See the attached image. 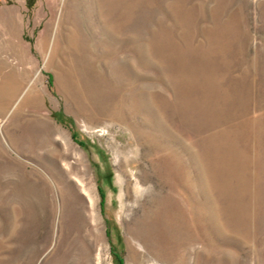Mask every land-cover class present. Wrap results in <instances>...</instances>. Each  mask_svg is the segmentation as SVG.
<instances>
[{"label":"rangeland","instance_id":"obj_1","mask_svg":"<svg viewBox=\"0 0 264 264\" xmlns=\"http://www.w3.org/2000/svg\"><path fill=\"white\" fill-rule=\"evenodd\" d=\"M0 20L27 59L0 116V264H264V0H0Z\"/></svg>","mask_w":264,"mask_h":264},{"label":"crops","instance_id":"obj_2","mask_svg":"<svg viewBox=\"0 0 264 264\" xmlns=\"http://www.w3.org/2000/svg\"><path fill=\"white\" fill-rule=\"evenodd\" d=\"M0 24H3L4 28L0 31L4 32H16L15 24L16 20H0ZM16 56V54H14ZM20 57V56H19ZM31 60V55L29 56ZM27 59H19L18 63L20 64V70L24 67L26 69ZM17 63V64H18ZM17 64L12 63L6 57H3L2 52L0 51V116L2 113H6L10 110V105L14 103L15 98H17V90L21 89L24 86L26 80L19 79L15 77V74L18 70ZM23 74V71H22ZM25 77V73H24ZM22 78V77H21ZM25 79V78H24ZM30 79H31V70H30ZM18 83V84H17ZM16 85H19L16 87Z\"/></svg>","mask_w":264,"mask_h":264},{"label":"bare ground","instance_id":"obj_3","mask_svg":"<svg viewBox=\"0 0 264 264\" xmlns=\"http://www.w3.org/2000/svg\"><path fill=\"white\" fill-rule=\"evenodd\" d=\"M66 143H67V138H66ZM80 159H82L81 155H80ZM68 176H69V178L73 179L75 181V183H77V186H79V194L74 196V199H76V198L80 199V197H82L81 194H83V196L85 198L84 204H85V208H87L89 210V211H87V213H88V217H89V221H90L89 225H88L89 222L86 221V223H85L86 229L88 228L87 230L90 232L88 234H92L95 231V233H97L96 235L100 238L99 240H102L103 239V234L101 231L102 229L100 227V220L97 218L98 213L96 211V197H95L94 192H93V186L89 181V179H90L89 176L88 175L83 176V175L78 174V173H71L70 171L68 172ZM56 184H57L56 186H57V190L59 192V195L62 196V194H64V191L63 190L61 191L59 189L57 181H56ZM48 193L49 192L47 191L46 195ZM67 193L73 194L70 189H67ZM47 201H48V197H47ZM63 202H64V197H63ZM51 206L53 207V209L56 206L54 200H52ZM85 208H84V210H85ZM62 211H63V209H62ZM63 216L64 215L62 214L61 217L63 218ZM146 222H147V220L141 219V221H139V227H141V228L145 227ZM92 227H93V229H92Z\"/></svg>","mask_w":264,"mask_h":264}]
</instances>
